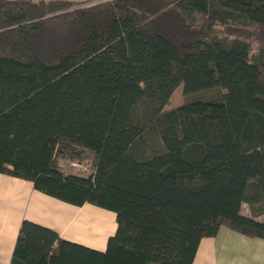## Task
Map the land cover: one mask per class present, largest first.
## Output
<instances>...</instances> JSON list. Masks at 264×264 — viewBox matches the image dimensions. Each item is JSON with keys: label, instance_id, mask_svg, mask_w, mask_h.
<instances>
[{"label": "trees", "instance_id": "1", "mask_svg": "<svg viewBox=\"0 0 264 264\" xmlns=\"http://www.w3.org/2000/svg\"><path fill=\"white\" fill-rule=\"evenodd\" d=\"M0 173L116 224L96 250L24 219L9 264H192L221 226L264 239V0H0Z\"/></svg>", "mask_w": 264, "mask_h": 264}, {"label": "crops", "instance_id": "2", "mask_svg": "<svg viewBox=\"0 0 264 264\" xmlns=\"http://www.w3.org/2000/svg\"><path fill=\"white\" fill-rule=\"evenodd\" d=\"M24 219L53 229L65 240L96 250L105 249L107 238L116 228L112 218H105L102 208L62 202L35 190L27 180L0 173V264L10 263ZM192 264H264V239L220 227L215 236L200 240Z\"/></svg>", "mask_w": 264, "mask_h": 264}, {"label": "rangeland", "instance_id": "3", "mask_svg": "<svg viewBox=\"0 0 264 264\" xmlns=\"http://www.w3.org/2000/svg\"><path fill=\"white\" fill-rule=\"evenodd\" d=\"M87 5H89V4L84 3V4L79 5V6H87ZM215 94H216L215 90H210V91H206V92H203V93L197 94V95L200 97L207 98V97L213 96ZM185 100H186V98H185L183 91H182V84H180L171 94L170 99H169V104L167 106H165V109L177 107V106L183 104L185 102ZM89 160H90V157H87L85 160L80 161V162L79 161H70L63 156H58V158H57L58 165L60 166L62 171H64V172L76 171V172L82 173L83 175H86L89 171V169H88ZM104 211H105V218L106 219H107V217L110 219L112 218V221L115 222L114 212H112L110 210H106V209H104ZM241 213L245 214L247 216H250V210H249L247 204H245V203L242 204ZM253 218L258 220V221L264 222V214L260 215V216H255ZM105 223H106V220H105ZM221 229H226V227L221 226Z\"/></svg>", "mask_w": 264, "mask_h": 264}]
</instances>
